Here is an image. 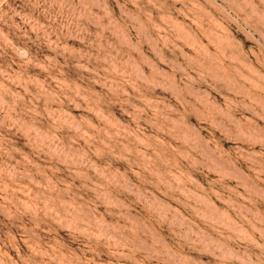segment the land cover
<instances>
[{"label": "rangeland", "instance_id": "obj_1", "mask_svg": "<svg viewBox=\"0 0 264 264\" xmlns=\"http://www.w3.org/2000/svg\"><path fill=\"white\" fill-rule=\"evenodd\" d=\"M0 264H264V0H0Z\"/></svg>", "mask_w": 264, "mask_h": 264}]
</instances>
